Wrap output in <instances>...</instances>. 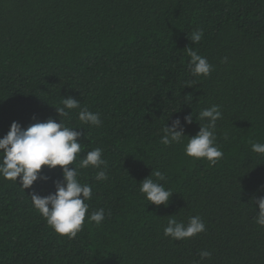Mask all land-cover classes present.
Segmentation results:
<instances>
[{"label":"trees","instance_id":"16d2710c","mask_svg":"<svg viewBox=\"0 0 264 264\" xmlns=\"http://www.w3.org/2000/svg\"><path fill=\"white\" fill-rule=\"evenodd\" d=\"M188 47L213 65L209 76L190 73ZM68 96L103 122L82 123L79 109L62 118L81 128L82 155L103 150L107 180L91 166L78 171L93 187L89 214L102 208L105 219L97 226L86 215L69 239L30 198L54 193L61 169H42L50 179L25 190L0 177V264H264L252 202L264 195V154L251 148L264 143V0H0V137L13 121L59 122L55 107ZM213 104L222 159L185 155L187 137L160 143L168 121L192 113L185 134L195 136L205 123L196 116ZM154 169L174 193L167 207L139 192ZM173 215L184 223L199 215L206 231L166 237ZM202 250L211 258L201 260Z\"/></svg>","mask_w":264,"mask_h":264},{"label":"clouds","instance_id":"9594fccd","mask_svg":"<svg viewBox=\"0 0 264 264\" xmlns=\"http://www.w3.org/2000/svg\"><path fill=\"white\" fill-rule=\"evenodd\" d=\"M203 36V30L196 29L191 33V42L199 44ZM186 51L190 57L188 65L190 73L196 77L209 76L214 67L207 58L192 47H188ZM224 62H227L226 57ZM61 103L62 106L55 107L60 118L59 122L52 117L41 122L34 116L35 122L25 129L19 122L13 121L7 134L0 137V177L19 182V186L25 190L32 188L37 182H47L50 179L42 169H61L62 179L53 181L54 193L41 196L33 191L30 198L33 207L57 234L73 239L82 230L86 215L88 223L95 222L97 226H100L105 219V210L102 208L89 214V205L85 201L92 199L93 187L80 182L78 170L89 166L98 169L94 177L97 181L107 180L108 171L107 161L103 159V150L97 147L82 155L83 145L78 142L82 133L77 131L81 128L70 127L62 119H70L72 110L79 109L77 115L82 123L101 127L103 122L100 113L90 111L72 96L63 97ZM193 117V113L184 116L183 123L177 118L171 122V126L168 121L162 128L160 143L171 146L183 143L184 138L187 137L185 155L197 159L204 158L215 164L224 155L217 144L216 136L217 121L222 118L221 107L213 104L200 110L196 120L205 123L199 124L200 130L195 136H188L185 134V125H192ZM251 148L254 153L264 154V143L253 142ZM166 179L165 173L154 169L149 177L139 182V192L150 204L167 207L174 193L161 183ZM252 202L256 210L258 205L254 222L264 227V195L254 197ZM205 231L206 225L199 215L189 217L187 223L173 215L168 217L164 235L180 241ZM199 254L201 260L210 259L212 255L206 250L200 251Z\"/></svg>","mask_w":264,"mask_h":264}]
</instances>
